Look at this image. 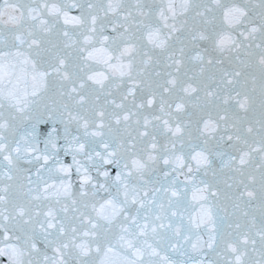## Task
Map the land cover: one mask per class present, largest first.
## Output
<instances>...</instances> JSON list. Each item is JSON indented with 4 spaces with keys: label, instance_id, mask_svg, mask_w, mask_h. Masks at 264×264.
Segmentation results:
<instances>
[{
    "label": "snow or ice",
    "instance_id": "6c2138e0",
    "mask_svg": "<svg viewBox=\"0 0 264 264\" xmlns=\"http://www.w3.org/2000/svg\"><path fill=\"white\" fill-rule=\"evenodd\" d=\"M0 264H264V0H0Z\"/></svg>",
    "mask_w": 264,
    "mask_h": 264
}]
</instances>
